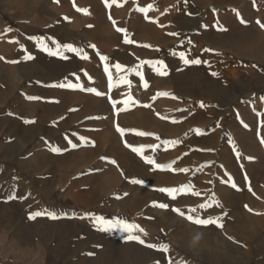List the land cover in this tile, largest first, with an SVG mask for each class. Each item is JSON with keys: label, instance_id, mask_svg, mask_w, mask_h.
Segmentation results:
<instances>
[{"label": "rangeland", "instance_id": "rangeland-1", "mask_svg": "<svg viewBox=\"0 0 264 264\" xmlns=\"http://www.w3.org/2000/svg\"><path fill=\"white\" fill-rule=\"evenodd\" d=\"M115 4L119 55L101 60L63 47L92 54L78 0H0V264H111L118 245L94 217L175 222L176 208L217 221L190 228L209 264H236V234L243 254L264 252V0ZM45 210L58 218L29 219Z\"/></svg>", "mask_w": 264, "mask_h": 264}, {"label": "crops", "instance_id": "crops-1", "mask_svg": "<svg viewBox=\"0 0 264 264\" xmlns=\"http://www.w3.org/2000/svg\"><path fill=\"white\" fill-rule=\"evenodd\" d=\"M118 0H107V4L111 2H117ZM81 9H87V13L81 16L80 20L76 26L79 31L82 32V36L89 33V38H80L82 41H87L92 47V54H87L86 50L83 49V55H87L90 59H101V56H106L107 59L114 58L119 55L116 53V48L110 42L109 35L110 31L115 33V25L121 23L120 10L117 9L118 4L114 6L108 4L106 6L105 0H95V2L89 1L88 3L78 0ZM83 3V4H82ZM88 7H87V6ZM63 9L58 6L55 8L57 13L61 12ZM89 30V31H87ZM83 48V47H82ZM194 209L199 208V204L192 205ZM179 208V207H178ZM177 209V208H176ZM159 214V218H163V209ZM204 210V209H202ZM126 216L118 214L112 220L122 219ZM204 218V217H203ZM175 222L170 221H160V222H148L141 223L140 221H132L131 224H137L143 229V232L133 231V235H139L144 241L143 244L136 240L128 239L129 233L121 231L119 229L111 230V240L114 245L118 247L114 248L117 251L118 256L111 259V264H209V253H208V241L206 237V232L204 231L203 242H199L195 250L192 251V245L189 240L190 228L193 222L186 219V215L175 214ZM185 222H190L189 226ZM186 225H183V224ZM146 233V235H145ZM235 236V251L236 253V264H250L249 260L242 263L241 257H258L263 256L264 252H256L254 250H249L246 254L240 252V239L236 234ZM152 244L156 247H148L147 245ZM164 245H167L168 251L163 252L159 249ZM264 251V250H263ZM262 261V259L260 260Z\"/></svg>", "mask_w": 264, "mask_h": 264}, {"label": "snow or ice", "instance_id": "snow-or-ice-1", "mask_svg": "<svg viewBox=\"0 0 264 264\" xmlns=\"http://www.w3.org/2000/svg\"><path fill=\"white\" fill-rule=\"evenodd\" d=\"M105 3H106V6H108L107 4V0H105ZM151 7V6H149ZM78 11H80V9H77ZM257 23H259V21H257ZM261 27H264V25H261ZM117 31H124L122 29H117ZM30 39H32L30 37ZM49 39H52L51 37H49ZM52 42L55 44L56 41L55 40H52ZM127 42V41H126ZM41 45H42V48L45 52L48 53L49 56H57V57H60L61 59H68V57L64 56L58 49L61 47L59 44H57V50L56 51H53L51 50L50 48H48L46 45H43V42H41ZM63 47L65 49H67L68 51H71V52H74V53H77V54H80L81 55V58L83 59H88L87 55H83V50L82 49H76V48H73L72 45H69V44H65L63 45ZM94 47V46H92ZM101 60H107V57L106 56H101L100 57ZM180 58L181 59H184V55L183 53L180 54ZM27 59H33L32 56H28ZM15 62V61H13ZM184 62L187 64V63H193V64H197L199 65L201 63V61L199 59H195V60H192V61H188V60H184ZM159 63H163L162 61L159 62ZM121 66L119 64H116V68L119 69ZM107 68H105V72H107ZM137 74L138 75H141V78L142 77V74L139 73V71H137ZM160 75H165L166 73L164 72H161L159 73ZM213 76L217 75L216 73H212ZM52 87H68V88H76V87H80L78 85H75V84H67V85H64V84H59V85H51ZM81 90H84V89H81ZM87 91L89 92H94L97 96H101L102 93L97 91L95 88H89L87 89ZM29 99H35L33 97H29ZM131 99V98H129ZM115 106V102L113 101V107ZM201 107H203V103L201 102ZM95 119H99V117H94ZM31 121H25V123H30ZM117 131L121 133V135H123V129H120V128H117ZM262 143H264V140H262ZM75 146V145H74ZM233 148L235 149V145H233ZM53 152H59L60 149L58 148H53L52 149ZM133 151H136V152H140V149H133ZM237 155H239V153H237ZM145 159V162L149 165H152L154 164V160L152 158H148V157H142ZM101 159H107V158H101ZM110 163H115V161H109ZM159 167H163V166H159ZM184 171H187V169H184ZM132 183H137V184H142L143 181L142 180H133ZM233 187H235V185L233 184ZM159 191L161 192H165L167 193L170 197L172 196V194L174 192L177 191V189H174V188H161L159 189ZM15 198V197H13ZM174 198V197H173ZM160 208H167L168 205L165 204V203H161L158 205ZM208 206L205 205V204H201L200 205V208L201 209H206ZM174 212H177L178 214L180 215H183V212L180 211V209H173ZM196 209H189V212H195ZM41 216H47L51 219H57L58 217L52 213V212H49L47 210H45L44 212H41V211H36L32 214L29 215V219H35L37 217H41ZM94 219L96 221H99L102 225H104L105 227L103 228V230L107 231V230H115V229H119L121 231H124V232H127L129 233V236H128V239L130 240H136L138 241L139 243L143 244L144 241L140 238L139 235H133V231H138V232H143V229L139 227V225L137 224H131V223H128L126 221H124L123 219H116V220H104L103 217H94ZM186 219H188L189 221L195 223V224H198V225H209V224H213V223H217V221H214V220H210V219H200V218H193L192 215H188L186 217ZM219 226V225H218ZM146 235V233H145ZM148 247H156V245H152V244H149L147 245ZM160 251H163V252H167L168 251V247L167 245H164L162 248L159 249Z\"/></svg>", "mask_w": 264, "mask_h": 264}, {"label": "clouds", "instance_id": "clouds-1", "mask_svg": "<svg viewBox=\"0 0 264 264\" xmlns=\"http://www.w3.org/2000/svg\"><path fill=\"white\" fill-rule=\"evenodd\" d=\"M202 232H196V234L191 239V245L195 247L203 238Z\"/></svg>", "mask_w": 264, "mask_h": 264}]
</instances>
